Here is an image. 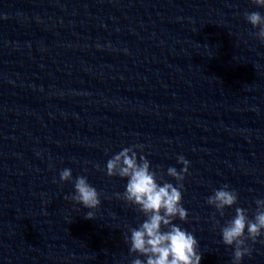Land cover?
<instances>
[{
  "label": "water",
  "instance_id": "water-1",
  "mask_svg": "<svg viewBox=\"0 0 264 264\" xmlns=\"http://www.w3.org/2000/svg\"><path fill=\"white\" fill-rule=\"evenodd\" d=\"M250 11L264 14L251 0H0V264L144 259L124 238L145 217L106 175L133 145L174 185L168 167L190 162L188 221L174 223L201 264H232L216 221L236 207L252 218L264 199V43ZM65 168L100 193L93 220L65 199ZM226 184L239 202L221 217L206 200ZM259 241L242 264H264Z\"/></svg>",
  "mask_w": 264,
  "mask_h": 264
},
{
  "label": "clouds",
  "instance_id": "clouds-1",
  "mask_svg": "<svg viewBox=\"0 0 264 264\" xmlns=\"http://www.w3.org/2000/svg\"><path fill=\"white\" fill-rule=\"evenodd\" d=\"M251 3L264 8V0H251ZM244 18L254 29H258L253 35L264 43V14L250 11L244 13ZM137 149L142 152L143 145L123 148L106 164V175L109 178L119 177L127 181L124 193H117V198L135 207L145 217L138 227L130 228V236L124 238L129 245V253L133 257L144 258H134L130 264H201L202 254L195 235L174 223L176 219L185 223L188 221L189 213L182 201L184 180L189 174L190 162L181 155L177 157V163L182 165L180 171L168 167L167 176L177 182L174 185L165 180L162 171H154L145 156L138 157ZM96 168L104 171L99 165ZM59 176L61 182H72L74 186L73 194L65 199L88 209L85 218L93 220L95 210L101 205L98 190L85 176L73 180L71 169L61 170ZM238 202V192L227 184L215 189L206 200L221 217L225 215L226 209L233 208ZM255 204L257 207L252 218H249L246 209L236 207L235 216L224 226L216 221V226L220 227L222 243L234 249L232 264H242L245 257H251L253 247L249 241L255 244L264 236V199H257Z\"/></svg>",
  "mask_w": 264,
  "mask_h": 264
}]
</instances>
